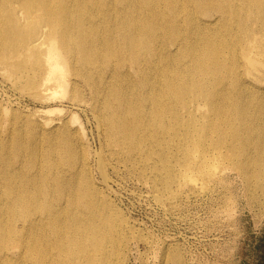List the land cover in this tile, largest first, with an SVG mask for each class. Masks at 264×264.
Returning <instances> with one entry per match:
<instances>
[{"label": "bare ground", "instance_id": "bare-ground-1", "mask_svg": "<svg viewBox=\"0 0 264 264\" xmlns=\"http://www.w3.org/2000/svg\"><path fill=\"white\" fill-rule=\"evenodd\" d=\"M0 75L41 104L0 101V264H128L110 169L169 206L235 169L264 208V0H0Z\"/></svg>", "mask_w": 264, "mask_h": 264}, {"label": "rangeland", "instance_id": "rangeland-1", "mask_svg": "<svg viewBox=\"0 0 264 264\" xmlns=\"http://www.w3.org/2000/svg\"><path fill=\"white\" fill-rule=\"evenodd\" d=\"M3 79L1 102L17 108L19 102L27 109L41 107ZM68 102L64 100L66 106ZM79 116L91 146L98 149L90 110H80ZM109 173L111 203L142 234L130 241L128 264H163L162 246L167 241L176 246L186 264H264V208L252 203L237 170L228 171L220 182L205 183L202 193L171 199L174 206L136 179H120L111 169Z\"/></svg>", "mask_w": 264, "mask_h": 264}]
</instances>
